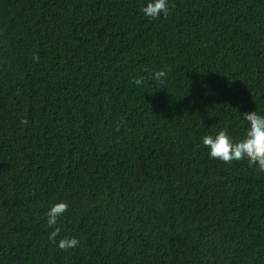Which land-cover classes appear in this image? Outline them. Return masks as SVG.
<instances>
[{"label": "trees", "instance_id": "1", "mask_svg": "<svg viewBox=\"0 0 264 264\" xmlns=\"http://www.w3.org/2000/svg\"><path fill=\"white\" fill-rule=\"evenodd\" d=\"M148 2L0 0V264H264V172L202 144L264 115V0Z\"/></svg>", "mask_w": 264, "mask_h": 264}, {"label": "clouds", "instance_id": "2", "mask_svg": "<svg viewBox=\"0 0 264 264\" xmlns=\"http://www.w3.org/2000/svg\"><path fill=\"white\" fill-rule=\"evenodd\" d=\"M141 12L148 18L157 19L163 16L167 18L170 14L168 0H150L141 8ZM35 61H39L38 56H34ZM165 71H157L153 74V79L163 83ZM135 85L143 84V77H136L132 81ZM249 127L245 136L239 141H234L227 129L220 130L214 137L205 135L202 144L209 149L212 159L220 160L224 163L247 160L250 167L255 166L260 172H264V115H258L256 111L247 112L242 115ZM26 122V121H24ZM68 205L64 202L54 204L45 214L47 225L53 229L49 233V242L58 246L62 251L76 248L79 240L76 237H64L57 240L61 229L57 227L58 219L67 211Z\"/></svg>", "mask_w": 264, "mask_h": 264}]
</instances>
